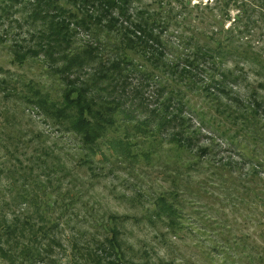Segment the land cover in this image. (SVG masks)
<instances>
[{
	"label": "trees",
	"instance_id": "obj_1",
	"mask_svg": "<svg viewBox=\"0 0 264 264\" xmlns=\"http://www.w3.org/2000/svg\"><path fill=\"white\" fill-rule=\"evenodd\" d=\"M163 2L154 0L148 6L143 0H32L26 22L37 27L38 42L29 47L16 44L12 60L22 66L42 56L48 73L57 75L62 87L59 98L35 85L29 87L27 95L13 88V95H23L40 115L78 141L80 164L107 161L101 149L105 146L117 160L165 165L163 173L172 185L152 198L151 212L176 236L185 226V202L217 214L224 205L245 208L248 216L244 220L253 219L262 241L260 247L248 249V264H264V95L253 89L241 95L232 88L243 78L244 68L236 65L244 64L242 61L256 65L257 73L264 74V54L257 52L248 38L255 10L248 8L246 0H206L204 7H221L223 17L219 33L207 36L187 17L185 22L177 20L183 5L180 12H174ZM14 3L19 0H0V15L9 14ZM230 7L236 9L234 18ZM259 11H264L262 1ZM212 18L217 21L214 15ZM225 20L232 21L226 28ZM78 29L91 36V41L77 46L74 37ZM171 29L172 37L165 36ZM229 61L235 68L223 70ZM134 75L140 80L133 87ZM152 80L158 81L159 90L155 107L149 109L142 83ZM188 91L202 95L208 110L192 106L186 99ZM186 109L198 116V127ZM202 127L213 131L222 145L237 155L236 161L230 157L215 162V147L198 143ZM197 170L208 171V177L183 180L184 175ZM184 193L188 200L182 199ZM117 221L111 217L107 224H101L104 236L85 245L91 264H128ZM221 223L215 221L223 227L221 236L226 240L229 226ZM20 226L28 227L26 223ZM52 229L47 227L31 237L27 252L31 259L60 264L45 260L57 245L45 240ZM17 230V225H4L1 238L3 233L21 235ZM233 242L236 250L247 248L242 232ZM254 249L257 257L251 259ZM6 250L0 246V255L6 256Z\"/></svg>",
	"mask_w": 264,
	"mask_h": 264
},
{
	"label": "rangeland",
	"instance_id": "obj_2",
	"mask_svg": "<svg viewBox=\"0 0 264 264\" xmlns=\"http://www.w3.org/2000/svg\"><path fill=\"white\" fill-rule=\"evenodd\" d=\"M153 1L143 0V4L153 5ZM163 1L164 6L174 12H180V5H183L184 10L177 20L187 17L194 28L207 36L219 33V23L223 19L221 7L211 4L206 8V0H190L189 5L187 0H182L183 3ZM247 1L248 8L255 10L248 38L252 47L264 54V11H259L261 1L264 7V0ZM31 3L32 0H19L8 16L0 15V229L4 225H17V234H21L11 237L2 231L4 238L0 235V246L7 249V255H0V264H45L31 259L27 252L32 245L31 237L51 226L52 233L49 232L45 240L51 239L57 245L49 251L46 263L53 260L60 264H91L85 245L104 236L100 226L107 224L111 217L118 219L115 224L128 264H248V249L254 245L260 247L262 241L257 236L260 228L253 219L244 220V216H248L245 208L224 205L217 214L185 202V226L176 236L167 231L151 212L152 198L172 185V180L163 173L165 165L152 167L145 162L117 160L105 146L101 149L108 156L107 161L80 164L78 141L40 115L38 109L22 98L23 95H13V88L27 95L29 87L35 85L53 98H59L62 87L58 76L48 73V64L44 63L42 56L29 59L22 66L12 60L16 44L29 47L38 42L37 27L26 22L33 8ZM233 8L229 9L231 18L237 13ZM213 15L217 21H213ZM230 22L225 20L224 27ZM173 31L171 29L165 36L171 38ZM76 34L74 42L77 46L91 41V36L87 37L82 29ZM176 49L183 52L178 45ZM232 63L224 64L223 70L235 68ZM242 63L236 65L244 68L243 78L232 88L241 95L252 89L264 95V74L257 73L256 65ZM179 67L187 68L185 65ZM132 77L130 84L138 86L140 78ZM198 78L204 77L198 74ZM260 84L263 87H259ZM142 86L143 99L149 109H153L158 96V81H147ZM185 95L192 106L208 110L207 100L202 95L189 91ZM185 111L192 124L198 127V116L187 109ZM200 132L198 143L215 147V162L230 157L236 161L237 155L226 149L213 131L202 127ZM164 152L165 148L162 154ZM208 175V171L204 174L197 170L190 172L189 176L184 175L183 180L197 181ZM188 198L189 195H182V199ZM217 220L219 224L221 220V224L229 226L226 240L221 236L223 227L215 225ZM22 223L28 227L23 229ZM239 232L247 240V248L242 250L233 247L234 236ZM58 243L61 244L59 248ZM254 252L255 249L251 252L253 255L250 254L251 259L257 257Z\"/></svg>",
	"mask_w": 264,
	"mask_h": 264
}]
</instances>
